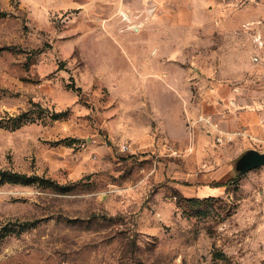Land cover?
Here are the masks:
<instances>
[{"label": "rangeland", "instance_id": "374dc122", "mask_svg": "<svg viewBox=\"0 0 264 264\" xmlns=\"http://www.w3.org/2000/svg\"><path fill=\"white\" fill-rule=\"evenodd\" d=\"M123 19L0 0V264H264V166L226 174L264 153L232 129L233 62L177 58L163 81L152 50L102 33L135 40L146 22ZM240 64L259 89L264 61Z\"/></svg>", "mask_w": 264, "mask_h": 264}, {"label": "crops", "instance_id": "0c3cea01", "mask_svg": "<svg viewBox=\"0 0 264 264\" xmlns=\"http://www.w3.org/2000/svg\"><path fill=\"white\" fill-rule=\"evenodd\" d=\"M247 1L36 0V5L45 12L60 16L75 8H84L85 12L87 11L92 17L106 19L109 16H122L123 20L128 21L135 16L139 21L146 22L145 29H143L144 26L143 28L133 27L135 40L128 41L129 36L125 35L126 32L113 31L108 29L109 27H106L102 33L105 36H108V33L115 35V38L110 37L109 40L117 41L123 38L128 45L135 44L139 47L138 54L146 48L152 50V60L164 61L161 64L164 67L165 80L163 81H171L172 66L177 65L174 62L177 58H180V61L233 62V75L230 76L233 79V85L227 93L228 107L235 113L231 120L232 129L237 132L243 126L248 136L264 140V79L260 77L259 89L251 88L248 84L239 86L238 73L242 70L240 63H243L247 70L246 65L250 61H259V63L264 61V0H259L256 7L248 4ZM171 2H178L179 6L173 7ZM183 2L188 4L182 8L180 4ZM237 2H244V4L235 10H231L229 6L227 10H224L225 3L234 6ZM135 13L136 15H133ZM144 13L147 15L146 21ZM252 30L255 33L258 32L259 43L253 40L254 31ZM144 32L147 36L140 37V34ZM204 51H206L205 54ZM221 95L220 89L212 90V97L218 99ZM235 173L238 175L236 166L228 168L226 174L232 177ZM221 176L222 172H219L218 177ZM216 191L218 190H212L213 193ZM201 192L203 191H194L193 197L202 198ZM188 197L186 195L183 198Z\"/></svg>", "mask_w": 264, "mask_h": 264}, {"label": "water", "instance_id": "95a60500", "mask_svg": "<svg viewBox=\"0 0 264 264\" xmlns=\"http://www.w3.org/2000/svg\"><path fill=\"white\" fill-rule=\"evenodd\" d=\"M235 166L239 176L246 175L249 171L264 166V153L249 150L237 160Z\"/></svg>", "mask_w": 264, "mask_h": 264}, {"label": "trees", "instance_id": "16d2710c", "mask_svg": "<svg viewBox=\"0 0 264 264\" xmlns=\"http://www.w3.org/2000/svg\"><path fill=\"white\" fill-rule=\"evenodd\" d=\"M12 178H15L16 180H29L27 176H19V175H12Z\"/></svg>", "mask_w": 264, "mask_h": 264}, {"label": "built area", "instance_id": "2783aa9c", "mask_svg": "<svg viewBox=\"0 0 264 264\" xmlns=\"http://www.w3.org/2000/svg\"><path fill=\"white\" fill-rule=\"evenodd\" d=\"M126 150H127V147L123 146L122 151H126Z\"/></svg>", "mask_w": 264, "mask_h": 264}]
</instances>
